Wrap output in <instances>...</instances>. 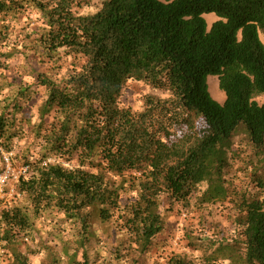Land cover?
<instances>
[{
  "label": "trees",
  "instance_id": "16d2710c",
  "mask_svg": "<svg viewBox=\"0 0 264 264\" xmlns=\"http://www.w3.org/2000/svg\"><path fill=\"white\" fill-rule=\"evenodd\" d=\"M76 6L0 0V94L11 88L0 101V175L8 165L21 169L16 193L26 202L0 211L5 264H32L34 222L47 211L74 237V246L59 239L53 264H94L86 253L94 213L103 223L116 217L125 234L110 250L115 262L102 263L120 264L151 249L175 207L202 214L226 204L237 236L189 233L198 261L173 256L167 264H264V163L254 167V189L236 191L225 177L240 130L264 161V103L254 100L264 96V0H105L86 16ZM209 14L218 19L210 28ZM64 56L83 63L59 79ZM18 61L34 85L8 81L4 72ZM209 76L218 78L222 104ZM128 81L169 97L146 96L141 112L121 108ZM36 87L46 98L32 123L24 109ZM26 125L32 144L15 153Z\"/></svg>",
  "mask_w": 264,
  "mask_h": 264
},
{
  "label": "rangeland",
  "instance_id": "374dc122",
  "mask_svg": "<svg viewBox=\"0 0 264 264\" xmlns=\"http://www.w3.org/2000/svg\"><path fill=\"white\" fill-rule=\"evenodd\" d=\"M76 8L74 12L76 15L86 16L96 13L102 6L105 0H74ZM208 28L217 21L214 14L205 15ZM23 19L21 25H23ZM264 43V37L260 36ZM63 55V54H62ZM83 63L81 59H74L72 56L63 57L61 71L56 75L61 78L70 73L75 65ZM30 64L36 71L44 72L43 67L36 65L34 58H30ZM30 66L24 62L18 61L11 63L9 71L4 72L8 81L13 85L30 86L36 83L33 74L29 72ZM42 69V70H41ZM208 91L211 97L222 104L225 100L224 93L219 89L218 78L209 76L207 79ZM36 95L25 105V115L31 116L32 123L37 121L38 109L46 98L45 89L42 87L34 88ZM11 88L5 90L0 94V101L5 97L11 95ZM146 96H155L161 99H166L169 95L164 91H157L150 88L148 85L128 81L123 89L122 96L119 100V106L125 109H131L134 112H141L144 108V99ZM258 104L264 103V96L254 99ZM26 137L19 141H15V153L26 149L32 144V136L29 134L30 126H25ZM230 156H232L230 158ZM264 161L257 158L252 150V147L247 144V138L242 130L238 131L232 140V147L229 150V165L226 169L227 184L236 191H243L247 189H254L251 182V176L254 174V167H259ZM9 170V165L8 168ZM16 170V171H15ZM10 170L9 175L5 176L2 191L0 195V211L5 208V205L20 206L25 205L22 196L16 193V183L21 171L20 168ZM205 188L202 187L203 191ZM196 213L189 210H182L175 207L166 214V226L163 232L158 235L152 244L151 249L145 253L131 252L128 261L124 259L120 264H129L130 261H136L138 264H167V261L173 256L185 257L187 259H194L198 261L200 253L189 244L187 234L193 233V236L213 240H230L235 238L238 233L231 210V204H226V207L217 205L207 206L203 212ZM91 220L90 232L91 239L86 248V253L94 264H102L105 262L114 263V258L110 255V250L120 243L122 237L125 235L120 232L114 225L116 217L108 223H103L98 219L97 214H93ZM61 216L55 211H47L43 217L35 220V244L33 251L38 254L30 256L32 264H53L54 255L59 254L60 246L59 239L68 241L73 245L74 237L73 230L70 226H61ZM64 229V230H62ZM44 247V249L42 248ZM40 249V250H39ZM40 251V252H38ZM1 264H5L7 257L4 255L3 249L0 250ZM58 258V257H57ZM60 264H65L61 261Z\"/></svg>",
  "mask_w": 264,
  "mask_h": 264
},
{
  "label": "built area",
  "instance_id": "2783aa9c",
  "mask_svg": "<svg viewBox=\"0 0 264 264\" xmlns=\"http://www.w3.org/2000/svg\"><path fill=\"white\" fill-rule=\"evenodd\" d=\"M5 160H6V163H8L7 159H5ZM7 165H8V164H7ZM7 168H8V166L6 167V170L3 172V174L0 175V183H1V182H4V180H5V176H6V173H7V175H9V173H10V171H9ZM4 183H5V182H4ZM3 186H4L3 183L0 184V193H2V188H3Z\"/></svg>",
  "mask_w": 264,
  "mask_h": 264
}]
</instances>
